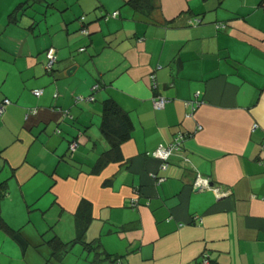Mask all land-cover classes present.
I'll return each instance as SVG.
<instances>
[{
	"label": "crops",
	"instance_id": "0c3cea01",
	"mask_svg": "<svg viewBox=\"0 0 264 264\" xmlns=\"http://www.w3.org/2000/svg\"><path fill=\"white\" fill-rule=\"evenodd\" d=\"M4 99L0 264H264V0H0ZM108 101L127 133L98 168Z\"/></svg>",
	"mask_w": 264,
	"mask_h": 264
},
{
	"label": "built area",
	"instance_id": "2783aa9c",
	"mask_svg": "<svg viewBox=\"0 0 264 264\" xmlns=\"http://www.w3.org/2000/svg\"><path fill=\"white\" fill-rule=\"evenodd\" d=\"M112 17H116L117 16V12H113L111 14ZM84 17H80V20L83 21ZM188 24L191 25H198L201 23V19L199 17H192L189 18L187 20ZM215 27L219 30H223L226 28V25L224 23H220L217 22L215 23ZM84 31V30H83ZM47 64H46V69L47 70H52V66L55 62V57L53 55L52 51H48L47 53ZM151 78L154 80V75H151ZM33 94L35 96H39L41 94L40 90H35L33 91ZM81 99V98H80ZM88 99H91L90 97ZM154 106L156 108H162L165 104V99L164 98H157L154 101ZM10 101L8 99H4L1 103H0V115L3 114L5 107L7 105H9ZM185 106H187V108H190L191 113L199 106V102L198 101H187L185 102ZM190 114H187V116H189ZM200 128V127H198ZM185 139V134L182 132H177L173 138V140L166 144V145H160L158 146L155 151L152 152V157L156 158L159 162H160V168L161 169H166L167 164H168V160L169 158L174 155L177 154L178 152H180V150L182 149V143ZM79 146V143L77 140H72L69 143V147L68 150L70 153H73L77 147ZM162 180V178L157 179V182H160ZM194 187L198 188V187H204V188H211L213 189V191L216 193L217 196H225L228 194L227 190H223L221 187L219 186H214L211 187L210 182L208 179H201L199 176L196 178V181L194 182ZM137 195L138 193H136V196L133 197L130 201V205L131 207H135L137 205ZM209 258L208 255H203V259L201 261V264H208Z\"/></svg>",
	"mask_w": 264,
	"mask_h": 264
},
{
	"label": "trees",
	"instance_id": "16d2710c",
	"mask_svg": "<svg viewBox=\"0 0 264 264\" xmlns=\"http://www.w3.org/2000/svg\"><path fill=\"white\" fill-rule=\"evenodd\" d=\"M136 1L137 0H129V2L133 4ZM101 128L109 138H113L114 140H116V143H112V147L101 155L98 168H101L107 162H109L108 154L111 151L119 150L121 137L127 133L126 119L120 114L119 109L111 101H108L104 106ZM85 204L82 203L79 207V211L77 212V218L75 220L76 237L69 242H63L57 236H55L49 241V243L52 242L53 248H58L60 250L66 251V249L75 242L82 241L83 233L85 232V229L87 228L90 219V217L88 216L89 214H81L83 210L82 207H84ZM6 230L11 235L15 236L16 239H19V235L15 232L13 233V231H11L9 227H6ZM94 243H96V241H93L91 244L88 245H93Z\"/></svg>",
	"mask_w": 264,
	"mask_h": 264
}]
</instances>
